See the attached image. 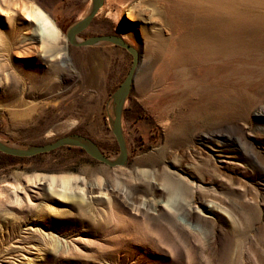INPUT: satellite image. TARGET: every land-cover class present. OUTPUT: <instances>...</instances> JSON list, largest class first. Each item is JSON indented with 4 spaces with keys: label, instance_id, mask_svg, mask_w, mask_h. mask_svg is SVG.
I'll list each match as a JSON object with an SVG mask.
<instances>
[{
    "label": "rangeland",
    "instance_id": "rangeland-1",
    "mask_svg": "<svg viewBox=\"0 0 264 264\" xmlns=\"http://www.w3.org/2000/svg\"><path fill=\"white\" fill-rule=\"evenodd\" d=\"M86 1L0 0L1 138L34 147L75 134L117 157L112 94L132 56L67 41ZM102 5L78 39L131 32L128 162L66 145L0 152V264H264V0ZM32 12L55 28V56Z\"/></svg>",
    "mask_w": 264,
    "mask_h": 264
},
{
    "label": "water",
    "instance_id": "water-1",
    "mask_svg": "<svg viewBox=\"0 0 264 264\" xmlns=\"http://www.w3.org/2000/svg\"><path fill=\"white\" fill-rule=\"evenodd\" d=\"M103 0H93V6L90 12L81 20L73 22L67 32V41L73 46H90L96 44L100 40H107L111 43L121 46L124 48L131 56L132 62L127 72L124 80L119 84L116 90L112 94V100L114 101V117L110 123L111 129L113 131L115 140L117 142L119 152L116 158H109L100 152L92 143L84 138L77 136L75 134H67L61 136L54 141L34 147H23L14 148L8 147L0 143V152L7 155H12L16 157H31L37 154L48 153L61 146L78 147L82 149L86 154H88L94 160L103 163L109 167L125 166L128 162V151L125 145V141L122 134L121 120L123 113V102L127 97L129 88L131 87L138 66L139 54L135 47L127 43L122 36L116 34H102L87 37L85 39L79 40L78 36L81 34L91 23L96 12L102 5ZM87 141V142H86Z\"/></svg>",
    "mask_w": 264,
    "mask_h": 264
},
{
    "label": "bare ground",
    "instance_id": "bare-ground-1",
    "mask_svg": "<svg viewBox=\"0 0 264 264\" xmlns=\"http://www.w3.org/2000/svg\"><path fill=\"white\" fill-rule=\"evenodd\" d=\"M92 6H93V0H87L85 5H84V8L82 9L80 15H79V20L83 19L89 12L90 10L92 9ZM103 5L100 6V8L98 9V11L96 12L99 13L102 9H103ZM120 13L122 15H125L127 19L133 21V17H134V13L133 11L130 9V8H127V9H124L121 8L120 9ZM107 15L108 16H111L114 20L115 23L118 22L119 20V16L118 15H114L112 14L110 11H107ZM29 18H30V22L32 23H35V25H37V32H38V37L40 40H41V43H49V47L48 46H44L42 45L45 49H47L49 51L48 54H51V56H55L56 53H59V50H61V48L58 46V36H57V33H56V30L54 27H52L47 19L45 17H43V14L40 13V12H32L31 14L28 15ZM36 31V30H35ZM129 32L128 33H125V36L130 34V30H128ZM119 33H123L122 29H119L118 30ZM35 34V32H34ZM109 44L111 43L110 41H107V40H100L98 42H96V44ZM55 54V55H53ZM60 55V54H58ZM65 56V55H64ZM66 57V56H65ZM63 58L61 57V60H60V65L65 67V68H68L69 67V64L66 60V58ZM58 66V64H55ZM60 67V66H58ZM123 106H124V102H123ZM110 113H111V121L114 117V105H112L111 107V110H110ZM258 115H261V116H264V109H260L258 112H257ZM67 127H65L63 130L61 131H64ZM121 128H122V120H121ZM87 142V141H86ZM0 143H2L3 145L5 146H8V147H14V148H23L17 144H14L10 141H7L6 139L4 138H1L0 137ZM222 152V150H220Z\"/></svg>",
    "mask_w": 264,
    "mask_h": 264
},
{
    "label": "trees",
    "instance_id": "trees-1",
    "mask_svg": "<svg viewBox=\"0 0 264 264\" xmlns=\"http://www.w3.org/2000/svg\"><path fill=\"white\" fill-rule=\"evenodd\" d=\"M69 149H79L81 151H83L82 149L78 148V147H69L67 146ZM5 158H18V159H23L24 157H16V156H12V155H7V154H2Z\"/></svg>",
    "mask_w": 264,
    "mask_h": 264
},
{
    "label": "flooded vegetation",
    "instance_id": "flooded-vegetation-1",
    "mask_svg": "<svg viewBox=\"0 0 264 264\" xmlns=\"http://www.w3.org/2000/svg\"><path fill=\"white\" fill-rule=\"evenodd\" d=\"M117 35V34H116ZM130 44V43H129Z\"/></svg>",
    "mask_w": 264,
    "mask_h": 264
}]
</instances>
